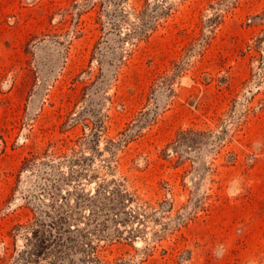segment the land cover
Wrapping results in <instances>:
<instances>
[{
  "label": "rangeland",
  "instance_id": "obj_1",
  "mask_svg": "<svg viewBox=\"0 0 264 264\" xmlns=\"http://www.w3.org/2000/svg\"><path fill=\"white\" fill-rule=\"evenodd\" d=\"M0 264H264V0H0Z\"/></svg>",
  "mask_w": 264,
  "mask_h": 264
}]
</instances>
